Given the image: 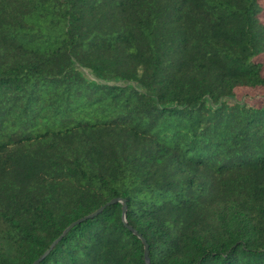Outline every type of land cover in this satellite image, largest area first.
Wrapping results in <instances>:
<instances>
[{"label": "trees", "instance_id": "1", "mask_svg": "<svg viewBox=\"0 0 264 264\" xmlns=\"http://www.w3.org/2000/svg\"><path fill=\"white\" fill-rule=\"evenodd\" d=\"M263 14L0 0V264H264Z\"/></svg>", "mask_w": 264, "mask_h": 264}, {"label": "rangeland", "instance_id": "2", "mask_svg": "<svg viewBox=\"0 0 264 264\" xmlns=\"http://www.w3.org/2000/svg\"><path fill=\"white\" fill-rule=\"evenodd\" d=\"M262 1V5L264 6V0ZM263 20H264V14H263ZM264 61V58H263ZM241 99L246 100L247 103H249L252 106H258L264 104V89H262L258 93H253V92H243L241 94Z\"/></svg>", "mask_w": 264, "mask_h": 264}, {"label": "water", "instance_id": "3", "mask_svg": "<svg viewBox=\"0 0 264 264\" xmlns=\"http://www.w3.org/2000/svg\"><path fill=\"white\" fill-rule=\"evenodd\" d=\"M117 202H122L123 203V215H122V217H123V221H124V223L126 224V209H127V206H126V204H125V201H123V200H114V201H112L111 203H117ZM70 229V228H69ZM68 229V230H69ZM129 229L130 230H132V228L131 227H129ZM68 230H66L65 232H64V234L68 231ZM135 234H137V232L136 231H133ZM138 235V234H137ZM139 236V238L143 241V244H144V246H145V261H146V264H150V259H149V254H148V246H147V243H146V241H145V239H143L142 237H141V235H138ZM59 240H57L53 245H55L57 242H58ZM42 259V258H41ZM39 262V261H38ZM38 262H36V263H38Z\"/></svg>", "mask_w": 264, "mask_h": 264}]
</instances>
